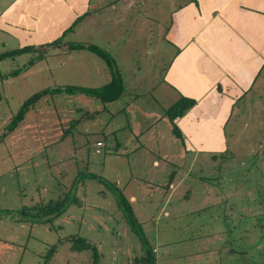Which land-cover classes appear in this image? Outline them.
<instances>
[{"label": "rangeland", "instance_id": "rangeland-1", "mask_svg": "<svg viewBox=\"0 0 264 264\" xmlns=\"http://www.w3.org/2000/svg\"><path fill=\"white\" fill-rule=\"evenodd\" d=\"M185 1L0 0V54L58 39L111 60L109 69L80 49L0 61V264H91V253L70 251L67 237L92 244L97 264L132 263L140 241L116 192L156 264H264V68L247 94L192 99L198 122H173L177 138L163 113L181 96L169 76L170 16ZM116 75V101L59 90L3 134L34 93L97 88ZM59 198L63 212L35 217Z\"/></svg>", "mask_w": 264, "mask_h": 264}, {"label": "crops", "instance_id": "crops-1", "mask_svg": "<svg viewBox=\"0 0 264 264\" xmlns=\"http://www.w3.org/2000/svg\"><path fill=\"white\" fill-rule=\"evenodd\" d=\"M170 17L176 64L169 73L171 89L197 102L218 92L241 96L250 91L264 68V0H186ZM194 106L184 124V118L174 124L197 121Z\"/></svg>", "mask_w": 264, "mask_h": 264}, {"label": "trees", "instance_id": "trees-1", "mask_svg": "<svg viewBox=\"0 0 264 264\" xmlns=\"http://www.w3.org/2000/svg\"><path fill=\"white\" fill-rule=\"evenodd\" d=\"M84 17V14L81 16L77 17L73 24L71 23L70 28L72 25H75L77 22H79L82 18ZM84 49L87 50L96 56L100 57L108 66L110 69V63L111 60L105 53L100 51L99 49L95 48L94 46L91 45H82V44H63L60 42V40H54L52 42H49L47 44H42L37 47H24L8 52H4L0 54V61L5 60V59H14L16 56H19L23 53H30V54H35V57L33 59V62L40 61L44 55H46L48 52L52 50H58V51H76ZM28 67V66H27ZM27 70V68H24L23 70L18 69V70H13L11 73L7 75L8 78H15L18 76V74H21V72H24ZM59 90H63L64 92L68 91H79L80 93H83L87 96L93 97L97 100H99L101 103H111L116 101L121 93H122V83L118 75L111 77V80L107 82L106 84L97 87V88H91V89H79V88H71V87H66L62 89H53V90H42L37 93H34L32 96H30L28 99L23 101L12 118L10 119L9 123L5 126L4 128V135H8L11 132L14 131V129L23 121L24 117L26 114L33 108L34 104L44 95L49 94V93H55L59 92ZM195 105V101L192 99H188L185 97H180L173 103H171L163 113V117L166 118L168 123L171 126V131L173 134L177 137L180 138V133L177 131V129L173 125V121L175 119L181 118L184 113L192 108ZM101 147V146H100ZM91 178H94L93 176ZM116 204L120 210H122L123 217L125 219V222L135 231V233L139 237L140 241V250L141 253L138 256H135L129 264H156V258H155V250L147 246V242L144 239V236L141 234L140 231L137 232L135 228L139 229V226L137 222L135 221L133 214L131 212V208L127 201L123 198L122 194L120 192H116ZM69 202V201H68ZM75 199L71 200V203H74ZM67 205L66 199L65 198H59L55 201H50L46 203L45 205L39 206L36 209V214L35 217L42 218L46 216H57L61 212L64 211L65 206ZM69 239L71 240L70 244V251L72 252H84L88 251L91 253L90 255V260L91 264H97L98 262V254L96 253V248L90 244L89 242H86L85 240H82L80 238H66V240ZM51 253L55 251V246L51 248ZM227 253H230L231 250H227ZM47 261L44 260V264Z\"/></svg>", "mask_w": 264, "mask_h": 264}, {"label": "built area", "instance_id": "built-area-1", "mask_svg": "<svg viewBox=\"0 0 264 264\" xmlns=\"http://www.w3.org/2000/svg\"><path fill=\"white\" fill-rule=\"evenodd\" d=\"M100 146H101V144L99 142L95 144V147H97V148Z\"/></svg>", "mask_w": 264, "mask_h": 264}]
</instances>
